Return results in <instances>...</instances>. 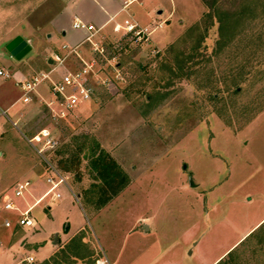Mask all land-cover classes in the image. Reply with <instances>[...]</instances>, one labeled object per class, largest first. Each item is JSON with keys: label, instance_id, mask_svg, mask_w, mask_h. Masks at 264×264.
I'll return each instance as SVG.
<instances>
[{"label": "rangeland", "instance_id": "rangeland-1", "mask_svg": "<svg viewBox=\"0 0 264 264\" xmlns=\"http://www.w3.org/2000/svg\"><path fill=\"white\" fill-rule=\"evenodd\" d=\"M104 2L0 0L11 12L0 31L6 19L12 29L0 32V70L12 75L0 77V108L23 96L20 79L59 82L82 59L95 64L91 102L64 112L47 79L0 119L10 128L0 137V224L19 219L8 201L32 208L34 246L22 254H39L36 264L37 243L55 252L48 264H264V0L214 13L203 0H142L97 24ZM74 14L95 23L94 36L73 28ZM131 18L147 31H116ZM67 29L84 38L75 52ZM17 36L32 47L21 60L7 50ZM43 129L57 142L43 156L67 180L59 199H42L50 170L28 141ZM104 155L124 180L101 177L93 160ZM26 181L30 191L15 197Z\"/></svg>", "mask_w": 264, "mask_h": 264}, {"label": "built area", "instance_id": "built-area-1", "mask_svg": "<svg viewBox=\"0 0 264 264\" xmlns=\"http://www.w3.org/2000/svg\"><path fill=\"white\" fill-rule=\"evenodd\" d=\"M142 0H129L126 4V7L133 4V3H140ZM73 28L76 30H87L91 29L89 33L90 36H94L93 31L97 32L93 25H88L80 19H76L73 24ZM120 29H124L127 35L136 34L141 36L142 33H145L147 30H138V25L133 21V19H126L124 24H117L116 31H120ZM87 37L85 42L90 41L91 37ZM67 48V46H66ZM73 52L76 50L73 49ZM59 64H63V60L56 56L55 60ZM82 61L85 63V67L81 70H71L66 75H64L63 79L59 82H55L51 77L50 74H42L41 77L34 78L33 80H19L16 85L21 89L23 92L22 99L24 103H30L32 101V97L34 91H36L37 87L45 80L49 79L53 86L52 90L55 97H58L61 105L63 107V111L73 110L78 108L82 104H86L91 102L95 95V87L90 78L93 75V70L95 67L94 63H87L84 59ZM0 77L11 78L12 75L10 72H5L0 70ZM6 118L9 119L8 111L3 110L0 108V119ZM15 125V124H14ZM1 128V123H0ZM29 143L35 147H41L37 150L38 154H40L46 161L50 170V174L48 175L46 181L49 185L48 191L42 197L45 198L49 195H53L54 199L61 198V193L59 189L62 185L67 184V180L65 176L60 172V170L54 166L51 162H49L44 156L43 152L46 150H54L57 142L52 137L51 132L47 129H43L42 131L38 132L37 134L33 135L29 138ZM31 182L26 181L23 183H19L17 185V189L15 192V197L17 198H25V194L30 191ZM41 199V200H42ZM39 200L38 202H40ZM5 209L8 211H17L20 212L19 219L17 221L18 225L21 227H34L35 220L31 216L32 208L21 211L19 205L10 200L5 204ZM4 225L7 228H11L13 223L10 219L6 220ZM1 248V244H0ZM35 259L33 257H29L27 262L29 264H34ZM106 260H97L96 264H106Z\"/></svg>", "mask_w": 264, "mask_h": 264}, {"label": "crops", "instance_id": "crops-1", "mask_svg": "<svg viewBox=\"0 0 264 264\" xmlns=\"http://www.w3.org/2000/svg\"><path fill=\"white\" fill-rule=\"evenodd\" d=\"M125 2H126V0H123L122 3L118 4V2L115 0H105L103 8H104L106 16L103 18V20L101 19L99 22H97V24L103 23V22H109V21L111 22L116 17L120 16L121 13L128 7V6L125 7V5H124ZM114 7H116L117 9L111 10ZM69 11L71 14H73L70 10V7H69ZM10 15H11V12H9L8 10L7 11L5 9L0 10V17H4V18L8 17V19H9L11 17ZM77 18L82 20L83 22L87 23L82 17H80L77 14H74L73 24ZM91 22H89L87 24L92 25L93 23H91ZM8 23L9 22H7V19H6V25H4L5 30L3 29L2 31H0L1 33L3 31L8 33V34H10L12 32L11 28H7L9 26V25H7ZM4 24H5V22H4ZM94 24H93V26H95ZM61 35L66 40L65 45H67V48H72V50L73 49L77 50V48L81 45V42H83V39H84L83 37H80L75 32L70 33L68 29L62 30ZM8 38L11 40L10 36H8ZM52 62H53V60L51 59L50 63H52ZM3 71L7 72L6 70H3ZM19 75H20V73H16L17 79H18ZM20 80H22V79H20ZM37 95H38L39 100L46 101V94L44 92H39ZM33 98H34V96H33ZM20 101H23L22 96L20 98H18L17 100L13 101L12 103L8 104V106L6 107V110H8V111L12 110L14 107H16V104ZM26 105H28V104H26ZM1 124L2 125L0 128V137L2 138L3 136H5L7 131L9 133L10 128H9V126L6 125V122H2ZM12 124L13 125L15 124L14 126H16V127L18 126V122L14 121ZM0 229H1V232H0V244H1L0 259L2 257V260H3L2 264H29V262H27V259L29 257H33L35 259L34 264H36V258H37V256H39V254H37L36 252H35V254H29V255H23L22 254L23 251H25L26 247L32 248V246H34V243L29 241L27 238V235L25 233V227L19 226L18 223L16 222V224L14 223L11 228H7L4 225V223H1ZM37 246L40 249L38 251V253H40V255L43 256V259H44V260H42L41 263H37V264H48V263H50V260L52 259V256L54 255L55 252H51V253L47 252L45 250V247H41L42 245H40L39 243H37Z\"/></svg>", "mask_w": 264, "mask_h": 264}, {"label": "trees", "instance_id": "trees-1", "mask_svg": "<svg viewBox=\"0 0 264 264\" xmlns=\"http://www.w3.org/2000/svg\"><path fill=\"white\" fill-rule=\"evenodd\" d=\"M206 6L212 11L213 13L215 12L216 8H219L221 3L222 5L226 6L227 2L229 0H203ZM94 165L95 168L100 169V175L101 177H104L106 179L107 184L113 183H119L122 180L125 179V174L124 172L119 168V166L109 158H106V155L100 156L98 158H94ZM66 171L67 168L65 167Z\"/></svg>", "mask_w": 264, "mask_h": 264}, {"label": "water", "instance_id": "water-1", "mask_svg": "<svg viewBox=\"0 0 264 264\" xmlns=\"http://www.w3.org/2000/svg\"><path fill=\"white\" fill-rule=\"evenodd\" d=\"M7 50L17 60H21L31 52L32 47L22 36H17L7 45Z\"/></svg>", "mask_w": 264, "mask_h": 264}]
</instances>
